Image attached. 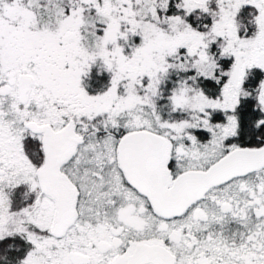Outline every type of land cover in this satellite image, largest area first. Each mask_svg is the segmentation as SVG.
I'll return each instance as SVG.
<instances>
[{
  "label": "snow or ice",
  "instance_id": "1",
  "mask_svg": "<svg viewBox=\"0 0 264 264\" xmlns=\"http://www.w3.org/2000/svg\"><path fill=\"white\" fill-rule=\"evenodd\" d=\"M0 264H264V0H0Z\"/></svg>",
  "mask_w": 264,
  "mask_h": 264
}]
</instances>
